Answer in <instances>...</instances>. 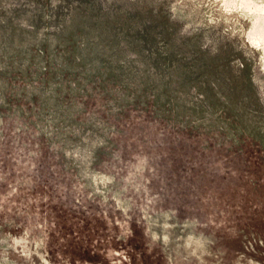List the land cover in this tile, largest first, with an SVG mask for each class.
Masks as SVG:
<instances>
[{"label": "rangeland", "instance_id": "1", "mask_svg": "<svg viewBox=\"0 0 264 264\" xmlns=\"http://www.w3.org/2000/svg\"><path fill=\"white\" fill-rule=\"evenodd\" d=\"M0 264H264V0H0Z\"/></svg>", "mask_w": 264, "mask_h": 264}]
</instances>
